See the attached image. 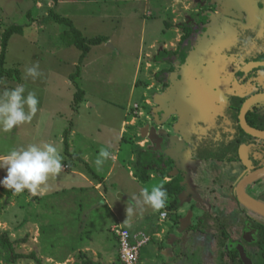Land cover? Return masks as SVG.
Listing matches in <instances>:
<instances>
[{
	"label": "rangeland",
	"instance_id": "374dc122",
	"mask_svg": "<svg viewBox=\"0 0 264 264\" xmlns=\"http://www.w3.org/2000/svg\"><path fill=\"white\" fill-rule=\"evenodd\" d=\"M245 1L214 0L212 3H201L199 0H59L57 13L72 19L86 36L109 37L108 42L93 46L84 63L80 65L81 70L76 81L86 93L83 101L75 105L76 87L71 75L80 64L81 52L76 46L63 43L61 33L65 26L48 18L49 10L54 5L52 0H0V52L5 29L12 24L24 26L23 33L14 34L9 41L6 63L8 68L20 70L21 79L16 75L6 76L0 90L23 84L27 90L34 91L39 99L37 113L30 123L15 127L11 133H0V156L21 145L51 143L57 147L63 162L80 165L82 160L68 155L65 142L63 143L64 133L69 130L68 138L70 139L71 134L70 142L75 145V154L88 155L92 168L102 175L109 160L100 167L95 165L99 144L93 147V140L98 143L101 141L102 148H111L112 145L119 144L118 137L123 130L126 138L131 141L136 129L143 128L144 120L148 125H151L150 120L161 122L169 112L171 100L175 99L180 104L181 109L175 114V133L186 137L193 146L190 145V149H187V155L190 154L187 158L186 152L183 157L177 158L182 167L176 161L171 172L174 176L183 173L185 187L190 194L192 192L189 196L186 193L184 210L180 211L181 215L176 208L175 212L173 201L167 199L163 209L167 211V219L160 220L162 210L153 211L149 205L143 203L140 196L142 189L148 188L150 191L153 186H157L160 176L165 177L164 172H152L157 177L145 187L143 183H136L127 176H119L118 180L112 177L104 182L99 196H92L85 203L88 211L94 213L92 226L94 229L98 228L97 233L102 238L90 247L97 253L104 251L106 246L112 247L115 244L110 230L117 221L114 217L116 212L121 220L134 215L145 216L158 229L168 224H178V230L182 231L186 225V236L191 237V240L186 239V257H191L186 264H199L196 260L201 255L200 248L203 246L202 239L205 234L200 235L199 233L204 232L196 229L194 225L204 229L201 221L210 213V208L207 209L209 206L200 199L201 189L203 190L201 184H220L214 195L213 206H222L226 210H229L230 201L220 193L227 194L231 190L225 183L231 177L226 181V177L222 176L231 163L218 162L224 160L229 147H205L201 143L203 132L205 127L215 124L216 118L222 127L226 125V117L223 115L234 109L232 105L229 106L232 96L240 94L246 98L260 87H255L256 83L264 85L263 72L257 75L258 78H252L251 82L245 84L239 82L235 76L238 70L243 69L240 62L245 61L244 65L252 66L255 56L252 54L253 50L260 52L259 49L264 46V13L259 7L260 0H252L256 7L258 5L254 15L244 5L239 8L236 4H245ZM184 22L196 24L199 30L204 26L205 31L196 35L198 39L195 49L183 69L161 74L162 78H169L170 82L164 89L163 83L156 79L155 74L171 68V65L159 61L156 66L153 59L162 49L174 51L177 48L184 34L177 25ZM249 32L254 40L245 43L246 34ZM35 63L39 64L41 75L35 80L31 77L23 79L25 68ZM229 115L231 118V113ZM178 126L188 129L186 136L181 128L177 129ZM149 133L159 134L154 129ZM136 146L138 145L126 146L123 154L120 151V159L114 155L113 160L130 162ZM118 147L115 150H119ZM263 153L264 151L257 152V149L252 150L251 147L248 151L253 160L258 162L264 159ZM215 157L217 159H213ZM136 163L131 165L134 169ZM119 165L118 163V169ZM200 165L205 168L204 174L197 172ZM6 174V169H0V179ZM55 179H58L57 176H51L48 180ZM115 181L119 186L114 184ZM28 193L25 190L11 197L0 193V230L7 231L12 239L22 238L29 233L28 242L16 246V251L25 254L35 251L43 264L79 262V253L84 247L79 246V241L85 242L86 238L84 226L76 221L71 227H63L60 223L63 219L60 218V210L43 213L47 219L44 220L43 216L41 220L43 198L47 194L33 197ZM193 196L195 200L192 199ZM127 208L133 210L130 216H127ZM60 209L64 218L68 219L66 209ZM181 218L186 219L185 224L181 222ZM209 225L216 226L214 221H210ZM43 228L46 230L43 231ZM61 233H73L75 245L70 246L60 241ZM216 233L218 235L220 231ZM167 236L165 242L170 243L172 237ZM198 237L201 238L200 241ZM258 239L259 237H255V240ZM150 244H154L153 241ZM176 246L179 244L175 243L173 247L180 248ZM92 249L89 255L94 258L97 255L93 254ZM72 251L74 257L70 258L72 255L69 253ZM219 262L216 257V264H220ZM0 263L7 264L1 258ZM10 264L38 263L31 258H20Z\"/></svg>",
	"mask_w": 264,
	"mask_h": 264
},
{
	"label": "crops",
	"instance_id": "0c3cea01",
	"mask_svg": "<svg viewBox=\"0 0 264 264\" xmlns=\"http://www.w3.org/2000/svg\"><path fill=\"white\" fill-rule=\"evenodd\" d=\"M184 23H186V22H184ZM184 23H180V24H184ZM180 24L177 25L178 28H180L179 27ZM182 32H183V30H182ZM181 39H182V37H181ZM157 63H158V61L157 62L154 61V65L158 66ZM152 65H153V62H152ZM155 72H157V70H155ZM142 94L144 95L145 92H143ZM179 109H180V104H177L175 99L171 100L169 112L162 119V121L157 122L155 120H153V121L150 120L149 123L152 125L151 126V125H148V122L146 120H144L143 128H137L136 129L134 136H132V138H131L133 140H131V141L128 138H126V133L123 132L122 128L120 127L122 131L120 132V135L118 137V139L120 140L119 144L118 145L114 144V145H112L111 148L109 146H107L109 144H107L105 142H104V145L109 147L108 149L110 150V152L114 153L113 155H115L116 158L118 157L120 159V156H119L120 151L123 154V151L126 148V146H134L135 144H137L138 146H136V148H135V154H133V160L131 158L130 162H127L124 160H122L121 162H118V160L109 159V162L106 163L105 167L103 168L102 175L99 174L96 170H94L92 168V165L90 164V162L88 160V158H89L88 155H86V154H82V155L75 154V151H74L75 145H73V143L70 142V140H71V134H70V139L68 138V145H69L68 155H71L73 159H75L77 157L76 159H78L80 161L82 160L86 165L82 161L80 162V163H82L80 165H73V163H71V162H68V161L63 162L62 161L63 167H65L66 169L65 170L62 169L61 172L58 175H56L58 179H55L52 181H50V180L47 181V185H46L45 191H44V194H47V195L44 196V198H43V204L41 207V210H42L41 220L44 216L43 213L46 214L47 212H53V211H59L60 210L61 211L60 215H62V217H60V218H63V219H62V222H60V220H58L57 222L58 223L60 222L63 225V227H71V226H73L72 224H74L76 221L80 222L81 226H84L83 230L85 231V237L86 238L84 239L85 242H83L82 240L79 241V243L81 244L79 246L80 247L84 246L82 248L83 250H81L79 253V257H78L80 259L79 263H81L83 261V259L87 260L88 258H91L96 264H123L120 260V257H119L118 238L115 235V233L113 232V228L116 227L117 225H121L123 227L128 228L130 230V232L133 234V236H135V237H138V238H140L142 236H149L150 237V241L141 247L139 264H186L187 260L189 258H191V257H186V239L191 240V237H189V235L186 236V225L184 226L182 231L178 230V228H177L178 224H176V226H174V224H168L165 227H163L162 229H158L156 227V224L154 222H151L150 220H148L145 216L134 215L133 217L131 216V217H128L126 219L121 220V217L116 212L115 213L113 212V213H114V217L117 219V221H115L113 223V225L111 226V230H110V231H112L115 244H112V247H110L108 245L104 248V251L102 250V252L97 253L96 250H94L90 247L92 244L96 245L97 242H100L101 241L100 239H102V238L97 233L98 228L94 229L92 226V221L94 220V215H93L94 213L88 211V208L85 207L86 199L91 198L92 196H95V197L99 196V194L101 193V187L104 186V182H107L112 177H114L115 180H118L119 176H123V177L127 176L130 179L136 181V183H143L142 184V185H144L143 187L149 185L150 182L154 178L157 177V175L153 174L152 172H154V171L156 172V170H157L158 173H160V171L156 167L150 168L149 172L151 174V179L148 182H143L138 178L137 166H135L136 167L135 169H134V167L131 166L132 164H135L137 162L139 151L157 147L153 141L152 142L150 141L152 139V137L149 135L150 134L149 132L152 129L156 130L157 133H160L159 131L163 130V132L168 133L170 135V138H172V139L174 138V141H171L169 139L165 140V142H167V146L168 147L171 146L169 148V151L173 147L172 155L174 158L177 159L179 156H180L179 158L183 157L184 152H186V158L190 155V154L187 155V153H188L187 149H190L189 148L190 145H191V147L193 146L192 143L190 141L187 143L186 137L180 136L179 134L176 135L175 129H174L175 128L174 121L176 120V115H177L176 113ZM178 128H181V127L178 126L177 129ZM205 128H206V130H205L206 136L214 139L215 134H216V124L209 126L208 128L207 127H205ZM181 130L183 131V134L186 136V130H184L183 128H181ZM199 132L201 135V131H199ZM205 132H203V134H205ZM217 134H218V137H221V138H223V136H230L231 135L226 128H224V129L220 128L218 130ZM246 139H248V138H246ZM132 141H134V142H132ZM163 141H164V139H163ZM163 141L161 143H163ZM99 142L101 143V141H99ZM63 143H64V140H63ZM100 143H98L96 140H93V147H96V145L99 144L98 149H97L98 151H100V149L102 148V145ZM217 143L218 142H216L215 145ZM203 145L205 147H212V140L207 139L206 144L203 143ZM117 147L119 150H115ZM249 148H250V146H249ZM176 161L179 162L178 159L174 160L173 163L165 169L164 175H163L165 177L161 178V176H160V178H159L160 182L158 183L159 185L160 184L164 185L165 183L171 181L175 177L173 175V172H171L172 171L171 167L174 165V163H177ZM118 163L120 164L119 169L117 168ZM179 164L181 165V162H179ZM83 166H85V167H83ZM88 166L90 169H92L96 173V175H94L90 171ZM181 167H182V165H181ZM169 168H170V170H169L170 172L168 171ZM204 169L205 168H202L200 165L198 167L197 172L204 174L203 173V172H205ZM182 171H184V168H182ZM237 173L241 177H243L245 175V172L243 170H237V172L236 171L234 172L235 177H236ZM111 181H114V180L112 179ZM184 181H185V179H184ZM184 181L182 182L181 192L178 194V198H179L178 207H174L175 206L174 201L177 199L175 195H169L168 194V198H167V199H170L173 201L172 206H173L175 212H176V209L178 210L180 215H181L180 211L184 210V208L186 206L187 195L188 196L190 195V191H188V189H186ZM114 184L116 186H119V183L116 181L114 182ZM158 184H156V185H158ZM229 186H230V189L232 190L230 183H229ZM42 187H44V186H42ZM139 187H142V186H139ZM201 187L203 188V190L201 189V191L203 192V195L205 196L204 198L207 200L205 205L214 203L215 202V199H214L215 196L214 195L216 194V192H215V190L209 189V187H212V186H207V185H205V183L202 182ZM231 190L227 194H224V192H221L220 194L224 197H227L228 200H230V197L232 196ZM186 193H187V195H186ZM28 194L30 196H32L30 193H28ZM180 195H182V197H180ZM40 196L42 197V195H40ZM41 197H39V199ZM192 199H193V197H192ZM263 200H264V198H263ZM60 208L66 209L67 214H68V219L64 218V214ZM220 210L222 211V209H220ZM224 211L228 212L229 210L225 209ZM80 215H81V219H80ZM44 217H45L44 220H46L47 216H44ZM180 220H181V222H184V224L186 223L185 222L186 219L181 218ZM194 227L196 229L200 230L201 232H204V230H202L199 226L196 227L194 225ZM42 230L45 231L46 228H43ZM61 234L62 235L60 236L61 237L60 241L65 242L66 244H70V246L73 244L75 245L76 242H75V239L73 237V235H74L73 233H61ZM199 234L203 235L204 233H199ZM164 235H166L165 236L166 238H164ZM167 235L172 237L170 239V243L165 242V239H167V237H168ZM197 239H198V241H200L201 238L198 237ZM102 241H104V240H102ZM152 241L154 244L151 245L150 243ZM221 242L222 241H220V243ZM175 243L179 244V246H176V247H180V248H174L173 245ZM101 246H104V245H101ZM77 247H78V244H77ZM172 248H173V250H172ZM91 249L93 250V254L97 255L94 258L90 256L91 255L90 254ZM107 249H109V251H107ZM209 252H210V249H209ZM211 252H212L211 255L213 257L217 254L218 248L216 247V244L212 245ZM73 253H74V251L70 252L69 255H72ZM82 253H84L85 256H82L81 255ZM99 256H100V258H99ZM73 257L74 256L72 255L70 258H73Z\"/></svg>",
	"mask_w": 264,
	"mask_h": 264
},
{
	"label": "flooded vegetation",
	"instance_id": "af4514ba",
	"mask_svg": "<svg viewBox=\"0 0 264 264\" xmlns=\"http://www.w3.org/2000/svg\"><path fill=\"white\" fill-rule=\"evenodd\" d=\"M213 1L214 0L207 2L212 3ZM236 4L239 8H243L244 5L245 8L251 10V15L257 13L258 5L256 7L252 0L245 1V4L243 2H237ZM259 7L263 9L264 13V0H260ZM204 31L205 27L203 26L202 30L194 32L192 37L196 42L198 39L196 35H200ZM251 35L252 33L250 32L246 34L245 43H251V41L254 40ZM259 50L261 51L258 52V50H253L252 52V54L255 55L251 63L252 66L248 64L244 65L243 63H245V61L240 62V64H242L241 68L243 69L238 70L235 76L242 84L251 82L252 78H258L257 75H260L261 72L264 73V46ZM253 83L255 84L254 81ZM255 87L258 88H256L246 98H243L240 94H236L235 96L231 97L232 103L229 106L232 105L234 108L232 109V112H230L231 118L229 115L230 113L223 115L226 117V125L224 127H222L221 124H218V118H216V134L214 139L206 136V132L201 138V143L205 144L207 139L212 140V147H229L224 160L218 162L231 163L230 168L225 169L222 173V176L223 178L226 177V181H229L228 177H231L230 181L225 183L228 184L227 187L229 188V183L231 184L232 196L229 200V212L224 211L225 209L221 208L222 206L214 207L213 205L215 203L208 204L209 207L207 209L210 208V213L208 212L206 218L202 219L201 221L204 225V229L200 227L202 230H204L205 237L202 239L203 247L200 248L201 255L196 260V262H199V264H216V257L219 259L220 264H264V216L244 207L243 204L238 200L237 195V188L242 179H244L250 173L264 168V159L258 162V160H253L252 156L248 154L249 146L252 148V150L257 149V152L261 150L264 151V137L253 136L252 134L246 132L240 120V114L243 105L246 101L252 99L253 104L246 113L247 123L253 129L260 130L264 133V85L256 83ZM186 95H188V91H186ZM234 113H236V115ZM220 116L221 115H218V117ZM220 128H226L231 135L223 136V138L218 137L217 133ZM187 130L188 129H186V131ZM188 142L189 141H187V143ZM216 142L218 143L215 145ZM213 159H217V157ZM234 164L238 166H234ZM237 170H243L245 175L241 177L237 173L235 177L234 172H237ZM213 183L216 186L209 187V189L215 190L216 192L220 184H217V182ZM245 190L255 199L264 203V176L246 184ZM190 195H192V192ZM194 196L193 198L195 199ZM204 197L205 196L202 192L200 199L206 203L207 200ZM220 209H222V211ZM210 221H214L216 226L209 225ZM217 231H220L221 236H219L220 233L217 235ZM255 237H259V239L255 240ZM220 241L222 242L220 243ZM215 244L218 248V252L213 258L211 255V248L212 245Z\"/></svg>",
	"mask_w": 264,
	"mask_h": 264
},
{
	"label": "trees",
	"instance_id": "16d2710c",
	"mask_svg": "<svg viewBox=\"0 0 264 264\" xmlns=\"http://www.w3.org/2000/svg\"><path fill=\"white\" fill-rule=\"evenodd\" d=\"M85 1V0H84ZM201 3H205L211 0H199ZM53 6L49 10L48 18L52 19L56 23L65 26V29L61 33L62 41L67 46H76L81 54L79 57V65L77 66V70L75 73L71 75V80L76 87V92L74 95V103L75 105H79L85 96V90L78 86L76 81V77L79 75L81 70V64L84 63L87 55L91 51L93 46L101 45L105 42L109 41V37L106 35H96L92 37H88L84 34V32L79 29L72 19L67 16L61 15L57 13L56 7L59 4V0H52ZM179 27L184 31V35L182 36L181 41L179 42L177 48L173 50L162 49L154 56V61L166 62L171 65L169 69H163L160 72L155 74L156 79L159 82L163 83V88L166 89L170 82L168 79H164L161 77V74L164 72L170 74L171 72H175L177 70L183 69L184 65L187 64L188 58L191 56L193 49L195 48V39L192 37L194 32L199 30L198 26L193 25L192 23H184L180 24ZM24 26L21 24H12L10 27L6 28L2 35L1 40V52H0V85L2 84L4 78L6 76L16 75L19 79L20 70L18 68H8L6 66L7 63V55L9 48V41L13 37L14 34L23 33ZM65 135L63 136L64 142L66 145V152L69 153V145H68V134L69 130H66ZM166 139L174 141V138H170L169 134L164 133ZM170 142V141H169ZM171 147V146H170ZM167 146V142H163L157 147L150 148L147 150H142L138 152V160H137V170H138V178L143 182H148L151 179V174L149 172L150 168L156 167L160 172H164L165 169L173 163L172 158V149L169 151ZM89 168V166H88ZM90 169V168H89ZM90 171L96 175V173L90 169ZM183 173L175 176L171 181L165 183L163 186L167 190L169 195H175L176 200L174 201L175 206L178 207L179 198L178 194L182 189V182L184 181ZM0 193L6 194L8 197L14 195V193L2 185H0ZM30 234H26L22 238H11L7 231L0 230V258L6 262L7 264L16 262L20 258H31L34 259L38 264H43L41 258L38 257L35 251L31 253H19L16 251V246L20 244H24L28 242ZM85 256L84 253L81 254ZM82 258V257H81ZM83 259V258H82ZM2 264V263H0ZM75 264H96L91 258L87 260L83 259L81 263L76 262Z\"/></svg>",
	"mask_w": 264,
	"mask_h": 264
},
{
	"label": "clouds",
	"instance_id": "9594fccd",
	"mask_svg": "<svg viewBox=\"0 0 264 264\" xmlns=\"http://www.w3.org/2000/svg\"><path fill=\"white\" fill-rule=\"evenodd\" d=\"M40 75L39 64L35 63L25 68L23 79L31 77L35 80ZM38 104L36 93L27 90L23 84L0 90V133L8 134L15 127L30 123L37 113ZM109 159H114L113 153L108 148H101L95 165L100 167ZM62 161L57 147L51 143L21 145L0 156V169H6L7 172L0 179V185L14 194L27 190L32 196L43 195L49 177L61 172ZM140 196L143 203L149 205L153 211L160 212L166 207L168 193L163 184L153 186L150 191L148 188L142 189ZM126 212L130 216L133 210L127 208ZM160 219H165L163 212Z\"/></svg>",
	"mask_w": 264,
	"mask_h": 264
},
{
	"label": "water",
	"instance_id": "95a60500",
	"mask_svg": "<svg viewBox=\"0 0 264 264\" xmlns=\"http://www.w3.org/2000/svg\"><path fill=\"white\" fill-rule=\"evenodd\" d=\"M187 61V64L189 62ZM185 64V65H187ZM184 65V66H185ZM161 100H163V98H161ZM253 100L250 99L248 101L245 102V104L243 105V108L241 110V114H240V120H241V124L244 128V130L250 134H252L253 136H257V137H264V133L261 132L260 130L257 129H253L251 126L248 125L247 123V119H246V113L248 111V109L250 108V106L253 104L252 102ZM165 132H160L157 135H153L150 134V136L152 137L153 142L156 144V146L160 145L161 142L166 140V137L164 136ZM168 134V133H166ZM163 141V142H164ZM171 145V144H170ZM172 158L174 160H177L176 158L173 157ZM264 176V168L261 170H256L252 173H250L249 175H247L244 179H242L241 183L239 184L238 188H237V195H238V200L248 209L255 211L261 215L264 216V203L255 199L253 196H251L246 190H245V186L248 183H251L252 181H255L261 177Z\"/></svg>",
	"mask_w": 264,
	"mask_h": 264
},
{
	"label": "built area",
	"instance_id": "2783aa9c",
	"mask_svg": "<svg viewBox=\"0 0 264 264\" xmlns=\"http://www.w3.org/2000/svg\"><path fill=\"white\" fill-rule=\"evenodd\" d=\"M167 218V211L161 209ZM118 238L119 257L123 264H139L141 247L150 241L148 236L140 238L133 236L130 230L123 226L113 228Z\"/></svg>",
	"mask_w": 264,
	"mask_h": 264
},
{
	"label": "bare ground",
	"instance_id": "6f19581e",
	"mask_svg": "<svg viewBox=\"0 0 264 264\" xmlns=\"http://www.w3.org/2000/svg\"><path fill=\"white\" fill-rule=\"evenodd\" d=\"M244 206V205H243Z\"/></svg>",
	"mask_w": 264,
	"mask_h": 264
}]
</instances>
